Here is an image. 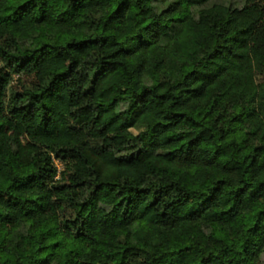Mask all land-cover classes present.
I'll use <instances>...</instances> for the list:
<instances>
[{
  "label": "trees",
  "instance_id": "trees-1",
  "mask_svg": "<svg viewBox=\"0 0 264 264\" xmlns=\"http://www.w3.org/2000/svg\"><path fill=\"white\" fill-rule=\"evenodd\" d=\"M263 17L0 0V264H264Z\"/></svg>",
  "mask_w": 264,
  "mask_h": 264
},
{
  "label": "rangeland",
  "instance_id": "rangeland-1",
  "mask_svg": "<svg viewBox=\"0 0 264 264\" xmlns=\"http://www.w3.org/2000/svg\"><path fill=\"white\" fill-rule=\"evenodd\" d=\"M256 46L261 47L264 50V17L259 23V26L257 27L254 33V36L250 40V47H256ZM132 170L134 173L138 174L143 170V166L140 164L134 165L132 166Z\"/></svg>",
  "mask_w": 264,
  "mask_h": 264
}]
</instances>
